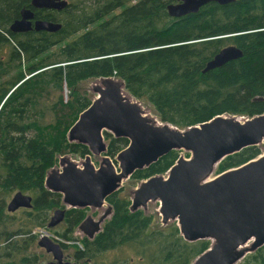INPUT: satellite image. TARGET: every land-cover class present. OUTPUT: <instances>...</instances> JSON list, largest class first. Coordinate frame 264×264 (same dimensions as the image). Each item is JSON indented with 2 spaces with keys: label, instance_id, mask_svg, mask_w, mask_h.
<instances>
[{
  "label": "trees",
  "instance_id": "16d2710c",
  "mask_svg": "<svg viewBox=\"0 0 264 264\" xmlns=\"http://www.w3.org/2000/svg\"><path fill=\"white\" fill-rule=\"evenodd\" d=\"M172 2L81 0L59 12L40 10L37 19L60 23L61 28L24 39L11 34L12 43L3 28L19 18L20 10H38L31 8V0H0V51L8 49L3 60L11 62L12 70L27 63L24 72L0 83L1 264L38 263L32 231L46 226L49 213L62 207L61 195L44 186L46 172L59 155L90 153L86 145L66 137L91 102L76 90L79 82L122 78L132 96L149 102L161 121L179 128L221 114L264 113V0L209 2L180 17L168 14L166 6ZM230 44L240 48L242 56L203 71L214 54ZM64 84L70 91L67 99L61 94ZM105 137L111 158L128 144L124 137ZM260 153L258 146L243 148L222 159L216 172ZM179 155L180 150H171L131 178L163 174ZM17 191L30 195L32 206L8 211L7 203ZM106 201L112 206L109 219L92 239L81 240L76 260L97 262L106 252L127 248L131 256L102 264H190L209 248V240H184L174 221L158 227L152 214L131 211V200L120 189ZM18 211L22 216L13 214ZM85 216L86 208L66 210L63 232L56 235L73 240L74 228ZM59 244L66 248L64 242ZM238 264H264V245Z\"/></svg>",
  "mask_w": 264,
  "mask_h": 264
},
{
  "label": "water",
  "instance_id": "95a60500",
  "mask_svg": "<svg viewBox=\"0 0 264 264\" xmlns=\"http://www.w3.org/2000/svg\"><path fill=\"white\" fill-rule=\"evenodd\" d=\"M234 0H174L166 6L170 16L197 12L200 7ZM36 8L61 9L67 0H31ZM10 24L13 32L35 30L56 32L61 24L35 20L30 9ZM243 52L235 45L221 48L206 63L203 71L221 67L240 58ZM91 89L96 96L68 129L69 142L81 143L91 154L101 156L97 166L86 154L79 161L69 155L59 157V166L51 167L44 180L47 190L61 195L62 207L52 212L47 228L59 224L70 208H102L98 218L86 215L77 230L92 239L112 213L106 198L120 189L122 181L136 170L146 168L171 150H180L176 162L163 174L141 179L131 191L130 210L145 209L148 201H159L163 225L176 222L180 235L188 242L209 240L207 250L190 264H238L248 253L264 245V151L243 164L212 175L226 156L264 140V113L251 117L221 114L211 119L179 128L161 121L146 110L140 99L125 88L122 78H93ZM105 133L128 140L125 148L111 158L106 154ZM117 165V166H116ZM32 197L15 192L7 203L8 211L32 206ZM37 245L50 253L45 264H72L65 260L63 249L48 234Z\"/></svg>",
  "mask_w": 264,
  "mask_h": 264
},
{
  "label": "rangeland",
  "instance_id": "374dc122",
  "mask_svg": "<svg viewBox=\"0 0 264 264\" xmlns=\"http://www.w3.org/2000/svg\"><path fill=\"white\" fill-rule=\"evenodd\" d=\"M78 1H81V0H68V3H76ZM4 54L2 57H6L7 54H8V49L7 47H5L2 51ZM0 58H1V55H0ZM6 60H3L1 58L0 60V72L3 71L2 75L0 76V83L3 82L4 80L10 78V77H13V75L17 74L19 72V70H21L22 72H24V68L26 66V62H23L22 65H21V68L19 69H11L10 65H11V62L10 63H5ZM13 63V62H12ZM12 70V71H11ZM92 82H93V78H90V79H87V80H84V81H81L79 82L77 85H76V90L80 93V94H84L86 95L89 100L91 101L95 96H96V93H94L91 89V86H92ZM56 91H58L56 89ZM70 93L69 89L67 88V86L64 84L62 89H61V94L63 95V97L65 99H67L68 97V94ZM140 101H142V103L147 106V107H150L151 109L153 108L152 105L145 101V100H142L140 99ZM155 113V112H154ZM108 141V140H106ZM259 149L261 150V152L264 151V140L262 143H260L258 145ZM180 153L183 155V156H188V153H186L185 151H180ZM63 155H69L72 159L76 160V161H79L81 159V157H78L72 153H65ZM63 155H59L58 158H57V162L55 163V166H59V163H58V160H59V157L60 156H63ZM91 161L94 163L95 166H97L99 164V161L101 159V156H96L94 154H91ZM117 166V165H116ZM217 172H213L212 175H215ZM138 182H139V179H133V178H128V179H124L122 181V184H121V187H120V190H121V193L123 195H125L126 197L130 198V196L132 195L131 194V191L138 185ZM158 207H159V201H148L147 205H146V208L143 209V211L147 214H152L153 215V221H154V224L155 225H158L161 226L163 225L161 223V215L159 214L158 212ZM105 208L102 207V208H91V207H87L86 208V215L90 214L92 215L94 218H98L102 212H103V209ZM52 212L51 211L49 213V217H48V221H49V218L50 216L52 215ZM15 215H17V217H20L22 216V214L20 213V211H18L17 213H13ZM110 215L105 219H109ZM48 223V222H47ZM64 221L62 220L59 224H56L54 227H51V228H47L46 226L44 227H39V228H34L32 233L35 232L36 233V238L38 240L39 236H40V232H38L39 229H45V231L47 232V234L52 238L54 239L56 242L58 243H61V242H64L66 244V248H63V254L64 256H67L68 259H65L69 262H71L72 264H102V263H106V262H109V261H112L114 258H117V257H123V256H131L132 252L129 251V249L125 248L123 251H120V250H116V251H111V252H106L104 254H102L98 259H97V262H94V261H91V262H84V261H81V260H76L75 257H74V252L79 248L82 247V242L81 240L86 237L83 235L82 232H79L77 230V226L74 228V231H73V237L74 239L73 240H64L62 239L60 236L56 235L57 232L59 233H62L63 232V229H64ZM14 228V227H13ZM33 233V234H35ZM37 240L35 241V243L33 244L32 246V251L35 252L36 254H38L40 257H39V261L37 264H45L47 261L49 260H52V256L50 253H47L45 252L44 249L40 248L36 243H37ZM249 254V253H248ZM66 257V258H67Z\"/></svg>",
  "mask_w": 264,
  "mask_h": 264
},
{
  "label": "flooded vegetation",
  "instance_id": "af4514ba",
  "mask_svg": "<svg viewBox=\"0 0 264 264\" xmlns=\"http://www.w3.org/2000/svg\"><path fill=\"white\" fill-rule=\"evenodd\" d=\"M68 1V0H67ZM39 9H43V10H47L46 8H39ZM64 9V7L63 8H61V9H52V8H49L48 10H52V11H57V12H59V11H61V10H63ZM21 11V10H20ZM40 12H42V11H40V10H38V11H36L35 12V14H34V18L31 20L32 21V25H33V22L35 21V20H37V18L36 17H38L39 16V14H40ZM39 13V14H38ZM21 17V12H19V18ZM19 18H15V19H19ZM14 19V20H15ZM13 20V21H14ZM12 21V22H13ZM11 22V23H12ZM11 23H9V25L8 26H5V28H3V33H4V35L6 36V38L7 39H9V41L10 42H12V43H14L13 42V38L14 37H12V35L11 34H14L15 36H19L21 39H24L25 38V36H31V35H33V33L34 32H41V31H44V30H35L34 29V27L32 26V28L31 29H29L28 31H25V32H13V31H11L10 30V24ZM3 52L2 51H0V55H1V58L3 59L4 57H2L3 56ZM1 58H0V60H1ZM54 210H56V209H54ZM53 210V211H54ZM66 214V213H65ZM65 216V215H64ZM87 238V237H86ZM67 256H65V258L64 259H68V257L66 258ZM4 258H1V249H0V264H1V261L3 260ZM6 259V258H5ZM7 260V259H6Z\"/></svg>",
  "mask_w": 264,
  "mask_h": 264
},
{
  "label": "bare ground",
  "instance_id": "6f19581e",
  "mask_svg": "<svg viewBox=\"0 0 264 264\" xmlns=\"http://www.w3.org/2000/svg\"><path fill=\"white\" fill-rule=\"evenodd\" d=\"M68 4H69V3H68V1H67V5H68ZM67 5H66L65 7H67ZM30 6H31V8L34 9V10H43V9H39V8L33 7L31 3H30ZM65 7H64V8H65ZM32 12H33V11H32ZM59 24H60V23H59ZM141 104H142V106H143L146 110H148L149 112H151L152 115H155L154 112H153L149 107L145 106V105L142 103V101H141ZM96 209H97V208H96Z\"/></svg>",
  "mask_w": 264,
  "mask_h": 264
},
{
  "label": "built area",
  "instance_id": "2783aa9c",
  "mask_svg": "<svg viewBox=\"0 0 264 264\" xmlns=\"http://www.w3.org/2000/svg\"><path fill=\"white\" fill-rule=\"evenodd\" d=\"M38 232H40V236H42L44 234H47V232L45 231V229H39ZM33 233H35V232H33Z\"/></svg>",
  "mask_w": 264,
  "mask_h": 264
}]
</instances>
